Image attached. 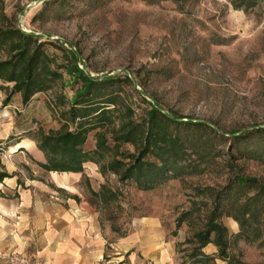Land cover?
<instances>
[{"label": "rangeland", "instance_id": "rangeland-1", "mask_svg": "<svg viewBox=\"0 0 264 264\" xmlns=\"http://www.w3.org/2000/svg\"><path fill=\"white\" fill-rule=\"evenodd\" d=\"M0 8L22 31L45 42L54 63L66 64L72 52L90 76L120 79L114 122L91 130L85 150L95 148L96 131L112 146L126 107L140 121L151 104L223 134L208 129L187 134L180 126L183 135L197 141L187 143L176 161L168 160L172 169L151 190H142L135 179L101 173L94 162H86L74 176L48 173L33 160H44L36 144L29 153L11 152L14 146L0 151V169L11 172L6 178H35L51 190L53 179L65 181L76 202L95 214L109 258L120 238L131 231L142 236L149 220L156 219L174 246L175 264H264V209L251 215L241 208L255 192L245 196L242 190L237 199L220 201L239 177L254 178L264 187V136L235 139L264 127V0L247 11L228 0H0ZM61 70L62 79L35 94L25 109L12 97L6 104L2 89L0 119L20 128L12 131L15 137L31 138L38 128L56 130L63 123L60 112L70 107L81 81ZM3 83L10 89L12 83ZM13 141L3 140L1 146ZM119 150L138 155L129 143ZM111 157L107 153L102 162ZM144 160L160 164L156 154ZM210 220L226 229V261L211 243L198 248L195 235ZM8 250L0 247V255Z\"/></svg>", "mask_w": 264, "mask_h": 264}, {"label": "trees", "instance_id": "trees-1", "mask_svg": "<svg viewBox=\"0 0 264 264\" xmlns=\"http://www.w3.org/2000/svg\"><path fill=\"white\" fill-rule=\"evenodd\" d=\"M235 9L247 11L254 7L258 0H228ZM3 23L0 24V80L12 83L1 85L7 91L4 102L7 104L15 93H20L21 102L27 104L31 98L39 93L50 90L55 83L62 79L63 68L74 79L81 81V86L75 92L68 109L60 112L63 123L56 130L44 131L38 128L32 135L36 148L43 154V161L34 162L45 171L82 172L86 162L99 165L101 173L109 171L121 179H135L142 190H151L166 176L172 167L168 160L176 161L186 149L187 143L197 141L193 136L183 135L180 126L187 130H209L215 136H220L217 130L209 124L192 120L182 121L174 115L163 112L157 105L151 104L140 121L132 119V109L126 107L118 128L112 133L114 144L111 146L101 131H96V146L93 150L83 148L88 133L96 128H103L114 122V111L118 108L120 90L116 82L120 79L105 76L92 77L77 65L75 53H67L70 61L66 64L54 63V60L44 49V41L39 36L22 31L12 17H7L0 8ZM1 55H4L1 58ZM69 62V63H68ZM127 80H129L127 78ZM254 134L264 136V127L255 128L253 132L236 135L235 139H245ZM10 134L6 139H0V151L20 141L21 137ZM14 139L12 143L3 140ZM122 143H129L138 150V155L119 150ZM195 143V142H194ZM18 150H23L20 147ZM112 153L107 162L102 159ZM148 154L158 155L160 164L144 160ZM119 156V157H118ZM123 157L130 158L125 162ZM171 169H168L170 168ZM4 168L0 169V183L10 177ZM143 180V181H142ZM20 183V181H17ZM243 191H254L255 195L247 198L242 204L244 214L256 215L264 209V187L254 178L239 177L234 187L229 188L221 202L237 199ZM231 202V201H230ZM182 219V218H181ZM182 221V220H181ZM180 222V220H178ZM240 226L242 222H240ZM214 235L212 239L210 236ZM198 248L201 250L211 243L218 249V256L225 261L227 243L226 229L210 220L205 231L195 235ZM202 257H207L200 254Z\"/></svg>", "mask_w": 264, "mask_h": 264}, {"label": "crops", "instance_id": "crops-1", "mask_svg": "<svg viewBox=\"0 0 264 264\" xmlns=\"http://www.w3.org/2000/svg\"><path fill=\"white\" fill-rule=\"evenodd\" d=\"M1 85L4 83L0 80ZM3 94L0 88V95ZM12 98L24 109L32 103L31 98L23 104L20 93L13 94ZM15 129L20 130L12 122L0 119V139H6ZM21 131H25L24 128ZM18 137H21L19 142L8 146L16 147L11 152L22 151L18 150L20 147L31 152L34 140ZM51 184L52 190L35 178L21 179L20 183L16 178L3 179L0 183L3 194L0 198V247L36 253L45 264H175L172 259L174 246L166 240L156 219L149 220L142 236L131 231L120 238L114 256L107 257L105 239L92 210L84 202H76L65 181L53 179ZM139 255L145 258L144 261Z\"/></svg>", "mask_w": 264, "mask_h": 264}, {"label": "built area", "instance_id": "built-area-1", "mask_svg": "<svg viewBox=\"0 0 264 264\" xmlns=\"http://www.w3.org/2000/svg\"><path fill=\"white\" fill-rule=\"evenodd\" d=\"M0 260L5 264H45L36 253L10 250L0 255Z\"/></svg>", "mask_w": 264, "mask_h": 264}]
</instances>
